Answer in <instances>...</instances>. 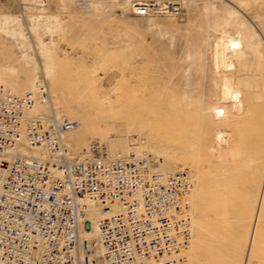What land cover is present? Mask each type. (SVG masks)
Masks as SVG:
<instances>
[{"label":"rangeland","instance_id":"374dc122","mask_svg":"<svg viewBox=\"0 0 264 264\" xmlns=\"http://www.w3.org/2000/svg\"><path fill=\"white\" fill-rule=\"evenodd\" d=\"M158 1L160 4H154ZM77 2L79 0L73 2L71 8L68 6L63 10L58 0H0V18L4 15L17 16L16 22L7 24L24 34L23 38L14 40L6 32H0V67L14 66L17 68L16 75L26 80L36 62L37 75L43 81H49L39 47L40 41L48 43L51 38L56 43L51 45L56 53L52 78L62 87L63 97H56L55 88L49 89L57 104L58 115L78 121L77 129L72 133L85 131L87 123L94 121L98 131L103 132L97 139H105L111 151H114L111 144L118 140L124 144L144 141L148 148L164 147L171 154L181 151L182 131L191 125L185 117L175 119L171 115L160 114L158 118H152V125L139 126L137 121L127 116L132 111L129 107H117L120 103L114 102L112 109L107 107L101 111L100 102L94 103L86 95L95 86V79L101 76L105 86L121 88L119 93L124 98L123 92L127 90L135 101L143 99L144 109L155 102L159 92L170 96L175 103L180 96L184 99L183 103L190 100L191 93L186 90L184 80L185 59L191 53L189 38L202 30L200 26L205 27L203 1L197 0L199 3L194 5L186 0H94L95 5L91 7L79 6ZM140 2L153 3L155 9L149 15H136L132 5ZM160 8L167 9V12L159 11ZM219 9L228 10L221 6ZM51 14L63 17V30L48 32L47 25L53 21H48L46 16ZM220 15L222 17V11ZM261 29L264 34V27ZM120 48L126 54L125 60L109 56L103 66L97 68L106 52L113 54ZM21 50L27 52L29 58H22ZM202 58L204 79L201 95L204 112H208L213 86L210 84L206 48ZM120 69L123 70V78L119 75ZM0 76L4 81H10L4 70H0ZM11 81L18 89L24 87L15 80V75L11 76ZM110 93H113L112 89ZM111 95L113 98L114 94ZM244 106L243 113L239 115L242 139L238 163H249L253 168L255 164L263 163L264 104L244 101ZM209 128L206 131L209 132ZM220 128L232 139H237V134H232L225 124H221ZM71 143L80 148L84 145L77 138ZM198 151L199 146L195 154L200 156L199 167L204 170L205 179L199 199L201 203L194 210L202 224V231L201 236L198 232L196 234L192 264H240L245 251L241 233L251 226L250 209L255 194L251 173L255 167L248 166L227 175L223 173L220 161L205 158ZM146 152L151 154L148 150ZM156 157L163 162L162 156ZM167 162L168 165L164 163L167 167L174 165L171 159ZM191 162V159H186L179 166L188 168ZM261 225L258 243L262 246L258 244L251 249L247 264H264V220Z\"/></svg>","mask_w":264,"mask_h":264},{"label":"built area","instance_id":"2783aa9c","mask_svg":"<svg viewBox=\"0 0 264 264\" xmlns=\"http://www.w3.org/2000/svg\"><path fill=\"white\" fill-rule=\"evenodd\" d=\"M38 89L0 85V264H184L189 170H161L148 153L110 156L97 141L70 155L63 133L76 122L35 111L48 99Z\"/></svg>","mask_w":264,"mask_h":264},{"label":"bare ground","instance_id":"6f19581e","mask_svg":"<svg viewBox=\"0 0 264 264\" xmlns=\"http://www.w3.org/2000/svg\"><path fill=\"white\" fill-rule=\"evenodd\" d=\"M75 1L58 0V3L59 7L65 10L69 7L71 8ZM186 1H189L194 5L199 3L196 2L197 0ZM202 1V11L205 14V27L203 28V26H200L202 30L189 38V49H191V53H188L185 59L186 74L184 80L186 90L191 93L190 100H186L183 103L184 99L180 96V99L175 103V101H171L170 96L167 97L163 92H159L155 102L150 104L148 108L144 109L145 104L143 103V99L137 100L139 102L135 101L133 96L128 94L127 90L125 93L123 92V95L125 94L126 97L124 98L120 95L121 93H119L122 92L121 88L115 87V85L113 88L105 86L101 76L95 79V86L91 89L88 95H86L88 100L94 103L100 102L101 111L107 107L112 109L114 102L120 103L117 107H129L132 111L127 116L137 121L139 126L152 125V118H158L160 114L171 115L175 119L185 117L186 120L191 121V125L189 127L186 126L185 130L182 131L184 134V140L180 145V149H182L181 151H178L176 154H171L165 151L164 147L154 149L148 148L144 141L131 143L128 141L124 144L121 140L115 141L111 144L114 150L111 151L105 139H97L103 132L102 130V133L98 131L99 129L96 127L97 125L94 121L87 123L88 128H86V126L85 131L76 134V132L72 133V131L77 129L79 123L76 119L70 120L75 121L76 126L63 133L64 141L68 147L70 155L81 152L83 149L87 148L91 142L97 141L103 145L104 143L106 144L104 146L110 156L126 158L132 153L136 155L148 153L146 150L156 156H162L163 162L161 163L159 161V168L165 171L184 169L183 166L180 167L179 165L185 163L186 159L192 160L190 165L187 166V169L191 173L192 181V190L190 194L191 237L187 246L179 252L180 255L184 257V264H192L196 234L198 232L201 236L200 231H202V224L199 221L198 215L195 213L196 211L194 212L196 207L201 203L199 199L205 179V172L199 167L200 162L198 158L200 156L198 155L197 157L195 154L197 146H199L198 152L200 155L202 154L205 158L220 161L222 171L227 175L234 172L237 173L248 166L251 167L249 163H238L242 139L239 128V115H241L245 109L244 101L264 104V34L261 29L264 27V0ZM77 4L79 6L88 5L91 7L92 5H95V2L94 0L92 2L79 0ZM154 4H160V2L158 1ZM154 4L147 2L134 3L132 5L133 13L140 16L146 15L155 9L153 7ZM138 5L145 6L147 9L145 14L136 13ZM220 6L222 9L228 8V10H220ZM160 9L159 11L167 12V9L165 8ZM220 11H222V17ZM1 19L3 20L1 21ZM46 19H48V21H53L52 24L47 25L46 29L48 32L51 33L55 29L63 30L64 21L62 16L51 14L47 15ZM16 21L17 16H2L0 18V32H6V34L14 40H17V38H23L24 34L21 31L16 32L14 28L7 24ZM16 43L18 42L16 41ZM40 43V54L44 58V71L46 76H50L49 81H43L37 75V63L35 62V64L33 63L31 70L32 74L27 77L26 80L21 79L16 75L17 68L14 66L7 65L0 67V70H4V72L7 73V77L10 79V81H4L0 76V85L12 93L22 94L30 91L38 95V87L43 84L48 92V99L45 102H40L39 100L36 101L34 110L43 113L51 112L54 115H58L56 109L57 104L53 100V95L50 91L51 89H49L50 87L55 88L56 97H63L62 87L56 84L54 78H52V71L54 68L53 57L56 53L51 45H55L56 43L51 38L48 43L42 41H40ZM204 47L206 48L209 59L211 75L210 84L213 86L212 95L208 102L210 104L208 112H204L202 103L204 99L201 95V85L204 79V65L202 58L205 51ZM111 54L112 52H106L103 60H101L102 62L97 68H99V66L102 67L104 61L107 60L109 56H113L114 59H126V54L123 48H120L116 50L115 53ZM21 56L22 58H29V54L23 50H21ZM12 75H15V80L20 82L24 87L18 89L15 86L16 83L11 81ZM119 75L121 78L124 77L122 69H120ZM111 89L113 90V93H110ZM111 94H114L113 98ZM136 102L137 104H135ZM221 124H225L226 127L232 131V134H237V139H232L228 134L222 131L220 128ZM209 127H211V130L208 132L206 130ZM119 132L122 133V130H119ZM76 138L79 142L84 144L83 147L80 148L79 146L72 145L71 141ZM16 149L22 155L29 153L24 141H22ZM156 156L152 155V157L157 159L158 157ZM170 159L171 163L174 165L172 167H167L166 165L169 164L167 160L169 161ZM254 167V170L251 173V182L254 183L255 187L254 200L252 201L250 209L251 226L250 229L241 233V237H243L245 243V251L242 253V261L240 264L248 263L251 249H255L256 245L259 244V226L261 223L263 224L264 220V155L262 165L256 166L255 164Z\"/></svg>","mask_w":264,"mask_h":264}]
</instances>
